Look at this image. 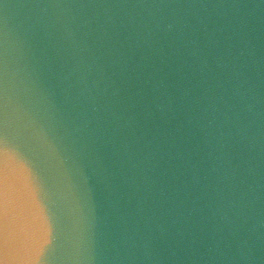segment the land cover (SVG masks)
Returning a JSON list of instances; mask_svg holds the SVG:
<instances>
[{
	"label": "water",
	"instance_id": "obj_1",
	"mask_svg": "<svg viewBox=\"0 0 264 264\" xmlns=\"http://www.w3.org/2000/svg\"><path fill=\"white\" fill-rule=\"evenodd\" d=\"M0 264H264V0H0Z\"/></svg>",
	"mask_w": 264,
	"mask_h": 264
}]
</instances>
